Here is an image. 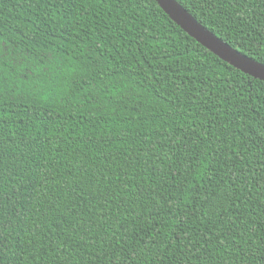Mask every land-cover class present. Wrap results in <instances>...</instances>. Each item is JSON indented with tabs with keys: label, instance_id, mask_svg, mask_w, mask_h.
I'll return each instance as SVG.
<instances>
[{
	"label": "trees",
	"instance_id": "1",
	"mask_svg": "<svg viewBox=\"0 0 264 264\" xmlns=\"http://www.w3.org/2000/svg\"><path fill=\"white\" fill-rule=\"evenodd\" d=\"M264 63V0H176ZM0 264H264V81L155 0H0Z\"/></svg>",
	"mask_w": 264,
	"mask_h": 264
},
{
	"label": "water",
	"instance_id": "2",
	"mask_svg": "<svg viewBox=\"0 0 264 264\" xmlns=\"http://www.w3.org/2000/svg\"><path fill=\"white\" fill-rule=\"evenodd\" d=\"M159 7L183 31L195 39L221 60L254 78L264 81V63L239 52L228 43L217 37L198 22L176 0H155Z\"/></svg>",
	"mask_w": 264,
	"mask_h": 264
}]
</instances>
